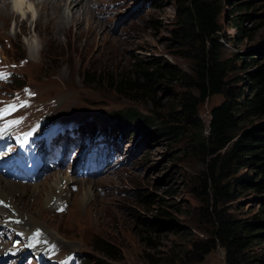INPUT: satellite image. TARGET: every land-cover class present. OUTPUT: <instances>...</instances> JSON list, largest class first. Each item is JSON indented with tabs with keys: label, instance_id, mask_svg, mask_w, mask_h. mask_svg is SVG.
Listing matches in <instances>:
<instances>
[{
	"label": "rangeland",
	"instance_id": "rangeland-1",
	"mask_svg": "<svg viewBox=\"0 0 264 264\" xmlns=\"http://www.w3.org/2000/svg\"><path fill=\"white\" fill-rule=\"evenodd\" d=\"M40 1L7 0L12 18L0 16L2 58L15 72L14 79L20 78L22 86L37 94L34 101L46 107V115L77 120L84 127L96 124L108 133L106 142L113 155L120 152L121 157L113 162L118 164L114 173H108L107 164L93 181L69 175L70 167L52 168L33 186L39 196L33 194L37 197L29 201L13 197L12 203L26 209L38 228L56 236L58 241L49 242L59 246V257L74 252L82 264H225L220 247L200 261L191 253L192 244L207 240L213 228L210 193L208 189L203 193L209 160L204 137L210 111L224 102V96L198 101L190 117L180 115L179 122L169 117L184 112L186 97L200 99L192 87L199 45L192 36L179 38L187 0H90L91 17L85 16V22L92 27L100 23L98 33L89 38L85 31L77 39L71 31L52 40L41 32L45 42L34 54L30 49H35ZM209 1L218 10L220 60L230 61L225 86L248 97L247 75L264 67V0ZM49 17H43V24ZM235 24L244 33L236 31ZM158 67L173 75H158ZM17 84L12 81L2 89L20 90ZM128 111L138 120L121 130L117 118ZM256 126H264V119L239 125L236 134ZM60 176L73 178L76 186L82 180L87 187L94 182L91 197L75 192L74 185L69 190L72 199L71 195L60 199L66 181L55 191ZM0 181L13 184L5 176ZM16 188L32 196L30 186ZM51 189L54 199L45 204L43 196ZM249 193L221 207L246 218L261 205L260 198ZM58 205L63 212H57ZM99 240L112 248L113 257L94 249Z\"/></svg>",
	"mask_w": 264,
	"mask_h": 264
},
{
	"label": "trees",
	"instance_id": "trees-1",
	"mask_svg": "<svg viewBox=\"0 0 264 264\" xmlns=\"http://www.w3.org/2000/svg\"><path fill=\"white\" fill-rule=\"evenodd\" d=\"M187 2L183 12L184 26L181 28L184 32L180 31L179 38L189 39L192 36L199 45L196 81L192 87L200 93V99L186 97L184 112L170 113L169 117L172 122H179L183 120L181 116L190 117L198 101L218 94L224 96V102L210 111L204 137L209 160L206 162L203 193L207 189L210 193L212 203L209 215L213 228L207 240L192 244L191 253H195L196 259L200 261L216 247H220L225 254V264H264V126L251 128L240 136L236 134L239 125L256 118L264 119V67L247 75L248 97H244V92L227 88L225 80L230 61L220 60L219 57L217 7L209 0ZM237 7L235 4L233 9ZM233 27L244 33L238 25ZM158 68V75L161 72L173 75L165 67ZM136 70H141V67L137 65ZM152 74L145 73L146 76ZM20 80H15L17 87L22 85ZM131 85L135 86V83ZM117 120L118 128L123 130L128 122L138 120V116L128 111ZM86 127L94 128L91 124ZM168 133L171 135L175 132ZM243 170L247 171L246 174H241ZM246 192L261 201L260 208L250 216L237 218L221 207L232 200H238ZM93 247L113 257L114 251L105 242L99 240Z\"/></svg>",
	"mask_w": 264,
	"mask_h": 264
},
{
	"label": "bare ground",
	"instance_id": "bare-ground-1",
	"mask_svg": "<svg viewBox=\"0 0 264 264\" xmlns=\"http://www.w3.org/2000/svg\"><path fill=\"white\" fill-rule=\"evenodd\" d=\"M31 1L33 2V0ZM89 3H90V0H41L38 4H36L37 9L39 6H41V8H40L38 17H36V20L34 21V25L37 28V31L34 33L35 34V38H34L35 44L33 45H35V49H33L32 47V49H30L31 53H34V54L37 53L38 48L43 46V43L45 42V40L41 38L42 37L41 32L47 35L46 38H50L52 40L56 39L55 37L56 36L58 37V35L60 34L66 35L67 33L71 31L74 33H77V39L80 38L81 35L85 33V31L87 32V37L89 38L92 35L94 36L95 33H98L99 30H101L100 23L98 24L95 23L94 27H92V25L88 21L85 22L86 20L85 16L91 17L90 15L91 10L89 9L91 7L90 5H88ZM13 4H14V1H13ZM8 7H9V4L7 3V0H3L2 6L0 7V16H4L5 20H7L8 18L9 19L12 18L11 13H9L8 11L9 9ZM79 13H80V17L78 16ZM50 15H52L51 19L47 20V23L43 24L42 22L43 17L44 16L49 17ZM82 15H84V17H82ZM25 18H28V17H25ZM66 20H70L69 25H67ZM21 28H25V26L21 24ZM30 63H31V60H30ZM99 174L90 176L89 178H81V179H92L93 181L94 179H96V177H99L98 176ZM0 176H5V175L0 174ZM63 179H66V178H61L60 176L59 179H56L58 183L55 185V191L58 189V185L61 184ZM72 180L73 178L71 179L67 178L64 184L62 185L61 191L58 193V197L60 199L64 198V196H69V195H71V199H72L74 193L72 194V191L71 193L69 191L70 188L75 185L73 184L74 182H72ZM81 183L82 185L80 186L79 184L77 186L75 185L76 186L75 192L81 191L82 196L91 197L90 196V194L92 193L91 186H95L94 182L89 184L88 187L86 186L87 182H85L84 180H82ZM17 185H19V188L21 186L23 187V185H20V184L13 183L12 185H10L9 182L4 184L2 183V181H0V202H2V205H3L0 207V213L2 214L3 218H11V217L18 218L20 220L19 223L12 224V226L15 227L17 230L24 231L26 234H29L32 230H34L35 228H38L37 221L36 219H34V217L30 213H27V211H25L26 209L25 210L19 209L15 203H12V199L13 197H16L17 201H20V200H23L25 197H27L29 201L37 197V196L34 197L33 194L34 195L38 194V196L40 194L35 193L36 187H33V186H36L37 184L31 185L33 188L30 186V188H32L30 190L32 194L31 197L27 196L28 194L24 192L23 189H19V191L16 190ZM14 191H18V193L14 194ZM55 191L54 189H51V192L48 195L45 194L43 196V200L45 204H47L49 201L52 202V200L54 199ZM41 230L43 231L45 235L44 237L45 239L49 241L50 240L58 241L55 235L49 234L48 231L46 230H43V229Z\"/></svg>",
	"mask_w": 264,
	"mask_h": 264
},
{
	"label": "snow or ice",
	"instance_id": "snow-or-ice-1",
	"mask_svg": "<svg viewBox=\"0 0 264 264\" xmlns=\"http://www.w3.org/2000/svg\"><path fill=\"white\" fill-rule=\"evenodd\" d=\"M4 78H6L5 75L0 73V79H4ZM7 108H14V106L13 105H8ZM4 111H7V109H5ZM0 114H3V113H0ZM29 135H30V133H29ZM0 203H2V202H0ZM37 235H39V233H37Z\"/></svg>",
	"mask_w": 264,
	"mask_h": 264
}]
</instances>
